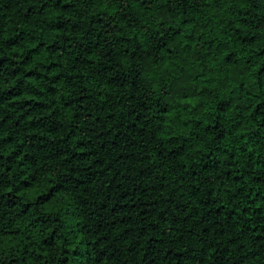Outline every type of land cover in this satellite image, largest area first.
Here are the masks:
<instances>
[{"label": "trees", "instance_id": "obj_1", "mask_svg": "<svg viewBox=\"0 0 264 264\" xmlns=\"http://www.w3.org/2000/svg\"><path fill=\"white\" fill-rule=\"evenodd\" d=\"M0 264H264V0H0Z\"/></svg>", "mask_w": 264, "mask_h": 264}]
</instances>
